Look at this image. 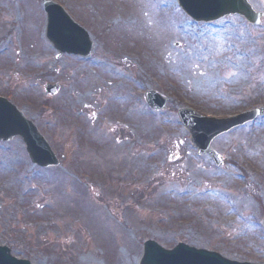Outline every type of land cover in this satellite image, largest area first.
<instances>
[{
    "label": "rangeland",
    "instance_id": "1",
    "mask_svg": "<svg viewBox=\"0 0 264 264\" xmlns=\"http://www.w3.org/2000/svg\"><path fill=\"white\" fill-rule=\"evenodd\" d=\"M53 1L88 31L89 56L57 55L42 0H0V95L60 161L36 167L19 139L0 143V245L34 264H138L146 239L264 263V116L212 141L217 167L176 115L264 105V0H249L258 26L196 23L177 0Z\"/></svg>",
    "mask_w": 264,
    "mask_h": 264
},
{
    "label": "water",
    "instance_id": "2",
    "mask_svg": "<svg viewBox=\"0 0 264 264\" xmlns=\"http://www.w3.org/2000/svg\"><path fill=\"white\" fill-rule=\"evenodd\" d=\"M181 9L192 19L211 22L228 15H239L247 22L259 24L262 16L256 12L248 0H177ZM46 14L45 36L58 54L88 56L92 41L88 33L75 23L67 12L58 4L44 0ZM57 85H46L45 91L54 94ZM145 100L153 110L163 109L165 98L154 91L145 94ZM179 121L190 135L191 143L199 155H209L213 162L221 165L220 155L211 148V141L218 135L232 128L264 115V107L241 114L214 118L201 116L191 109L177 112ZM15 137L22 139L25 151L32 164L39 167H52L59 164L49 144L39 133L34 123L27 119L20 110L5 98L0 97V141H10ZM264 229V218L261 221ZM0 264H34L29 260L18 259L11 255L6 246H0ZM139 264H264L239 262L228 259L219 253L198 249L178 243L171 250H166L153 240L143 243V254Z\"/></svg>",
    "mask_w": 264,
    "mask_h": 264
}]
</instances>
